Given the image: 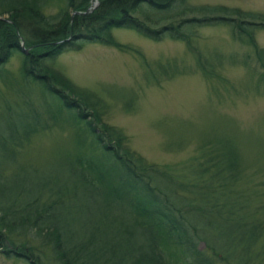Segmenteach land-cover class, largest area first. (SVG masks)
Wrapping results in <instances>:
<instances>
[{
	"label": "trees",
	"instance_id": "1",
	"mask_svg": "<svg viewBox=\"0 0 264 264\" xmlns=\"http://www.w3.org/2000/svg\"><path fill=\"white\" fill-rule=\"evenodd\" d=\"M189 1L0 0V68L19 52L23 78L39 82L54 108L16 103L12 107L33 122L6 124L0 146L19 147L22 138L29 142L61 121L76 125L72 149L62 148L63 181L37 185L30 195L25 187L0 195L5 258L28 264H264V203L256 204L264 183L246 180V159L232 137L208 139L175 165L149 163L129 147L121 128L104 120L107 104L48 62L89 43L129 50L112 31L132 29L154 41L168 34L184 42L203 77L226 85L215 68L222 60L212 64L199 47L197 28L214 22L231 27L232 38L252 48L260 68L253 75L264 93V48L254 35L264 30V13ZM234 58L229 63L239 65Z\"/></svg>",
	"mask_w": 264,
	"mask_h": 264
},
{
	"label": "rangeland",
	"instance_id": "2",
	"mask_svg": "<svg viewBox=\"0 0 264 264\" xmlns=\"http://www.w3.org/2000/svg\"><path fill=\"white\" fill-rule=\"evenodd\" d=\"M189 2L264 13V0ZM197 31L205 58L212 64L222 60L215 68L229 81L226 85L203 77L184 42L173 40L168 34L154 41L132 29L112 31L114 39L129 50L89 43L79 51H66L48 62L76 85L100 97L108 106L104 120L121 128L129 138V147L149 163L175 165L193 156L208 139L232 137L246 159V180L262 184L264 93L253 75L254 70H260L254 52L246 42L232 38L228 25L213 22ZM254 35L259 47L264 48V30L257 29ZM231 56H235L234 61L239 65L229 63ZM247 58L248 64H242L241 59L247 61ZM22 100L33 101L30 106L34 109L41 110V102L54 110L49 102L51 94H44L39 82L23 78L21 56L16 51L0 68L2 134L7 133L6 124L31 126L29 123L33 121L13 108ZM75 130L73 123L61 121L51 131L35 135L29 142L22 138L19 147L0 146V178L3 181L0 182V195L7 197L18 187L28 188L30 195L37 185H56L58 179L63 181L67 173L61 164L62 148L72 149ZM249 159L251 163H247ZM5 188L9 191H2ZM260 195L261 202L257 205L264 203V193ZM89 201V197L86 198V202ZM262 218L264 220V212ZM0 264L28 263L7 259L0 253Z\"/></svg>",
	"mask_w": 264,
	"mask_h": 264
},
{
	"label": "water",
	"instance_id": "3",
	"mask_svg": "<svg viewBox=\"0 0 264 264\" xmlns=\"http://www.w3.org/2000/svg\"><path fill=\"white\" fill-rule=\"evenodd\" d=\"M96 5H97V3L95 2V3L93 4V7H96ZM21 50H22V52H23L24 54H26V53L28 52V50L24 47L23 44L21 45Z\"/></svg>",
	"mask_w": 264,
	"mask_h": 264
}]
</instances>
